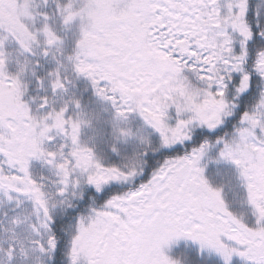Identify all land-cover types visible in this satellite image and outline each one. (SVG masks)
<instances>
[{
    "label": "snow or ice",
    "instance_id": "snow-or-ice-1",
    "mask_svg": "<svg viewBox=\"0 0 264 264\" xmlns=\"http://www.w3.org/2000/svg\"><path fill=\"white\" fill-rule=\"evenodd\" d=\"M0 264H264V0H0Z\"/></svg>",
    "mask_w": 264,
    "mask_h": 264
}]
</instances>
